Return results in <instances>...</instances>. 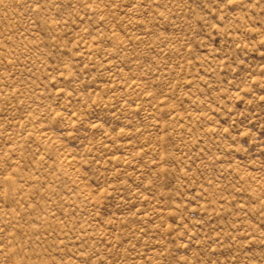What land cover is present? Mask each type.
I'll list each match as a JSON object with an SVG mask.
<instances>
[{"label": "rangeland", "instance_id": "rangeland-1", "mask_svg": "<svg viewBox=\"0 0 264 264\" xmlns=\"http://www.w3.org/2000/svg\"><path fill=\"white\" fill-rule=\"evenodd\" d=\"M0 264H264V0H0Z\"/></svg>", "mask_w": 264, "mask_h": 264}]
</instances>
